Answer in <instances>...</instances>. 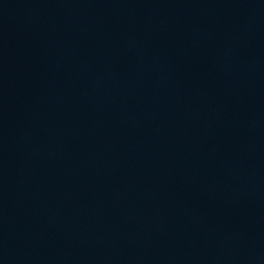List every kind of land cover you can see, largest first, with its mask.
Masks as SVG:
<instances>
[{"label": "water", "instance_id": "1", "mask_svg": "<svg viewBox=\"0 0 264 264\" xmlns=\"http://www.w3.org/2000/svg\"><path fill=\"white\" fill-rule=\"evenodd\" d=\"M0 264H264V0H0Z\"/></svg>", "mask_w": 264, "mask_h": 264}]
</instances>
